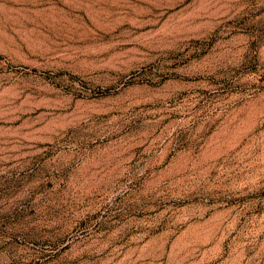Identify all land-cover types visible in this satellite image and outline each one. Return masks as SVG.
Segmentation results:
<instances>
[{"label":"rangeland","instance_id":"374dc122","mask_svg":"<svg viewBox=\"0 0 264 264\" xmlns=\"http://www.w3.org/2000/svg\"><path fill=\"white\" fill-rule=\"evenodd\" d=\"M0 264H264V0H0Z\"/></svg>","mask_w":264,"mask_h":264}]
</instances>
